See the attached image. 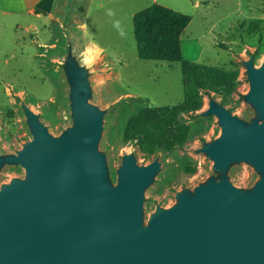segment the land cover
Listing matches in <instances>:
<instances>
[{"label":"rangeland","instance_id":"1","mask_svg":"<svg viewBox=\"0 0 264 264\" xmlns=\"http://www.w3.org/2000/svg\"><path fill=\"white\" fill-rule=\"evenodd\" d=\"M67 4L58 22L42 20L29 26L31 19L17 23L0 18V193L15 182L28 183L26 169L12 162L35 143L28 111L53 142L60 143L77 130L69 72L74 60L86 76L88 104L104 114L98 155L108 188L118 187L127 158L132 157L139 169L160 165L142 194L145 232L152 231L159 210L172 211L180 196L196 198L197 190L212 182H226L251 195L264 180L252 163L234 162L227 172H218L202 151L223 134L219 120L205 115L212 104L248 128L264 123L247 100L252 92L247 64L253 62L257 70L264 67V0H67ZM155 5L192 19L182 37L183 63L138 58L133 18ZM93 47L102 54L89 68L83 55ZM163 108L191 110L140 121L142 112ZM195 108L201 109L194 112ZM159 126L176 134L186 129L185 143L172 151L156 148Z\"/></svg>","mask_w":264,"mask_h":264},{"label":"water","instance_id":"2","mask_svg":"<svg viewBox=\"0 0 264 264\" xmlns=\"http://www.w3.org/2000/svg\"><path fill=\"white\" fill-rule=\"evenodd\" d=\"M247 67V100L264 121V67ZM69 72L77 130L53 142L28 111L35 143L12 160L28 183L0 193V264H264V180L251 195L226 182L200 188L196 198L184 194L145 232L142 194L160 165L139 169L127 158L118 187L108 188L98 155L104 114L88 104L86 76L74 60ZM205 115L223 131L202 151L217 171L246 161L264 174V123L248 128L217 104Z\"/></svg>","mask_w":264,"mask_h":264},{"label":"trees","instance_id":"3","mask_svg":"<svg viewBox=\"0 0 264 264\" xmlns=\"http://www.w3.org/2000/svg\"><path fill=\"white\" fill-rule=\"evenodd\" d=\"M192 23V19L171 11L165 7L155 5L133 18L134 36L138 47V58L145 62L168 64L183 63L182 37ZM195 87L202 88L201 83L194 78ZM231 85L227 84L225 92L231 94ZM202 90H205L202 89ZM141 102V101H138ZM201 108H195L194 112ZM191 109L163 108L153 111H144L140 114V121L145 119L158 120L168 113H189ZM158 133V134H157ZM158 149L172 151L185 143L187 130L182 129L179 134L159 126L155 129Z\"/></svg>","mask_w":264,"mask_h":264},{"label":"crops","instance_id":"4","mask_svg":"<svg viewBox=\"0 0 264 264\" xmlns=\"http://www.w3.org/2000/svg\"><path fill=\"white\" fill-rule=\"evenodd\" d=\"M67 0H0V18L21 23L31 19V25L37 21L58 22ZM92 51L102 52L96 47Z\"/></svg>","mask_w":264,"mask_h":264},{"label":"bare ground","instance_id":"5","mask_svg":"<svg viewBox=\"0 0 264 264\" xmlns=\"http://www.w3.org/2000/svg\"><path fill=\"white\" fill-rule=\"evenodd\" d=\"M102 52L88 50L87 53L83 55V63L85 66L91 68L96 64V59L101 56Z\"/></svg>","mask_w":264,"mask_h":264}]
</instances>
